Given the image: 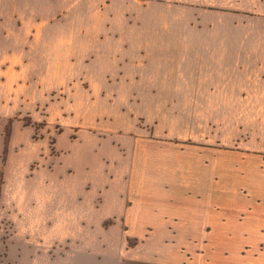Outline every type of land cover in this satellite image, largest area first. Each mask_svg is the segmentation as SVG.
<instances>
[{
  "label": "crops",
  "instance_id": "crops-1",
  "mask_svg": "<svg viewBox=\"0 0 264 264\" xmlns=\"http://www.w3.org/2000/svg\"><path fill=\"white\" fill-rule=\"evenodd\" d=\"M53 2L57 1L0 0V68L9 65L14 68L7 70L26 72L28 66L37 67L33 55L47 35L43 30L31 31L36 19L50 18ZM108 2L107 16L111 11L112 18H100L99 23L103 27L110 24L115 32L101 39L98 31L83 36L75 70L90 80V91L80 88L79 93L77 89L72 99L77 95L76 107H83L89 115L118 114L119 123L108 128L112 132L123 128L128 134H138L127 142L132 147L129 172L118 177L107 168L103 171L101 159L113 155L107 151L97 156L102 141L91 135L87 144L94 150L79 156L77 174L62 164L55 169L52 161L58 158L54 152L46 166L30 172L26 202L20 196L16 199L12 147L6 162L0 158V240L11 242L6 243L7 255L13 257V264H117L116 254L109 255L108 248H116L117 240L112 239L117 236L122 251L128 238L143 239L139 242L143 250L153 242L155 247H147L146 257L191 264L195 260L264 264V149L249 143L252 137L237 141L226 134L230 129L238 131L237 120L238 127L231 121L222 128L220 143L192 138L188 131L180 134L182 128L197 131L196 116L189 115L191 94L196 99L199 93H208L207 71L196 79L195 70L166 69L142 48L143 40L152 38L153 29L172 27L209 41L222 56L257 54L263 49L262 29H244L242 15L204 10L202 2ZM100 3L90 0L87 5L97 8ZM252 5L259 7L261 2L254 0ZM117 25L125 31L117 33ZM48 65L53 69V64ZM62 69L64 73L68 67L57 70ZM63 73L57 75L68 79ZM196 80L204 83H190ZM232 84L226 89L228 98L239 99V88ZM70 98L53 101L44 97L46 115H62L68 105L71 111L74 100L70 103ZM134 101L148 103L150 118H135ZM138 120L144 121V127ZM121 143L127 152L125 142ZM129 227H135L132 235Z\"/></svg>",
  "mask_w": 264,
  "mask_h": 264
},
{
  "label": "rangeland",
  "instance_id": "rangeland-1",
  "mask_svg": "<svg viewBox=\"0 0 264 264\" xmlns=\"http://www.w3.org/2000/svg\"><path fill=\"white\" fill-rule=\"evenodd\" d=\"M52 1L57 2H53L54 4L51 5L50 18L45 21L36 19L31 31L43 30L47 35L40 42V51L36 50L33 55L36 57L37 67L31 69V66H28L29 70L27 71L30 72L7 70L6 67L14 68L9 65L0 68V158L6 162L11 154V148H14L12 155L13 163L16 161V199L20 196L18 199H23L26 202L29 183L27 177L29 178L32 170L46 166L54 153V158H58L52 161L55 164V169L58 170L61 167L59 164H62L63 168L71 167V170L77 174V167L80 164L79 156H85L84 151L94 150L88 146L87 139L91 135H95V139L102 141V150L98 151L97 156L101 152L107 151H111L110 155H113L112 159L105 158L103 160L100 158L102 170L105 171L107 168L109 173L114 172L119 177L121 174H128L127 172H129L132 147L127 145V142H130L129 138L138 137V134H132L133 132L128 134L122 130L123 128L121 130L117 128L115 132L108 129L109 127L114 128L115 122L119 123L118 114H112L114 116L104 113L103 116L89 115L83 107H76L79 102L77 95L75 99H72L77 89H79V93H81L80 88L85 92L90 91L88 84L91 83L90 80L82 77L78 71L79 77L78 75L76 77L75 70L78 64L77 56L81 45L84 43L83 36H89L91 32L95 31L96 33L98 31L97 37L101 39L105 36L108 37L110 32H115L110 24L103 27L99 23L100 18H112L111 11L107 16L108 0H101L97 8L87 5L90 0H83L82 4H80L82 0ZM92 1L98 2L99 0ZM164 1L180 2V4L191 3L192 1L202 2L205 4L201 6L202 9L242 15L245 19L244 29L249 27L250 31L252 28L260 27L261 32L264 33V0H259L261 2L259 7L252 5L254 0ZM182 15L184 14L182 13ZM123 31H125L124 26L117 25V33ZM151 36L152 38L143 40L142 48L145 52L152 54L157 64L166 69L173 67L188 71L195 70L196 79L201 72L204 73L206 70L210 80L205 85L209 87L206 95L199 93L195 99L196 94H191L193 104L189 115L191 117L196 116L197 131L191 127L182 128L183 131L179 133L184 135V132L188 131L192 138L196 137L198 140L220 143L222 141V128H227L231 121L234 123L237 120L239 122L238 131L232 132L230 129L226 134L229 133L237 141L250 140L252 137L249 143L255 148L264 149V35L261 36L260 40L261 48H263L260 53H238V55L232 56L218 54L217 49L209 41L197 40L193 33L190 35L186 31L182 33V30L177 28L153 29ZM247 47L248 45H246ZM8 53H12V50L9 49ZM30 53L31 51L28 52L29 56ZM50 63L53 64V69L48 65ZM66 66L68 70L64 73L62 72L63 69L57 70ZM87 72L90 77L91 71L88 70ZM62 73L68 79L63 80L57 75ZM190 83L193 85L204 82L196 80ZM232 83H236V87L239 88V99L231 100L228 98L227 88L233 87ZM199 86L201 87V85ZM67 95L71 97L70 103L74 100L71 106L74 108L70 111V105H68L67 115L66 112L62 115L53 112L49 115L47 112V117L44 97L56 101L62 100ZM219 96L222 98L218 99ZM19 97L22 98L21 101H18ZM225 97L228 99H224ZM227 100H229L228 104ZM137 102L134 101L136 107H131L134 110L133 114L137 115L135 118L146 120L150 118L152 109L148 103L142 101L136 104ZM211 105L213 108H210ZM121 113L124 114L125 110L122 109ZM209 113H213V115ZM130 117H132L131 114ZM226 119L228 120L222 121ZM138 125L144 127V121L138 120ZM48 127L50 132L47 133ZM8 135L6 143V136ZM122 141L125 142L123 144L127 152H123V148L120 147ZM122 181L123 179L119 178L118 182L122 184ZM129 230L130 235L136 231L135 227H129ZM6 231L8 233V230ZM112 231L116 233V229ZM101 240L103 243L104 239ZM112 240H117V244L114 250L113 246H108L109 255L114 254L115 256L116 254L117 264H191L188 260L183 262L181 260L156 258L155 256L146 257L147 247H155L153 242L148 243L149 246L143 250L140 246L141 243H139L143 239L128 238V243L124 239L126 240L124 248L126 250L122 251L119 250L117 236L116 239ZM261 242L264 248V240ZM6 243L11 242L10 240H0V264H13V257L7 255ZM95 251L100 252L98 249ZM257 263L261 264L260 261ZM192 264H206V261L195 260Z\"/></svg>",
  "mask_w": 264,
  "mask_h": 264
},
{
  "label": "trees",
  "instance_id": "trees-1",
  "mask_svg": "<svg viewBox=\"0 0 264 264\" xmlns=\"http://www.w3.org/2000/svg\"><path fill=\"white\" fill-rule=\"evenodd\" d=\"M8 137H9V135H8V136H6V143H7V141H8V140H7V139H8Z\"/></svg>",
  "mask_w": 264,
  "mask_h": 264
}]
</instances>
